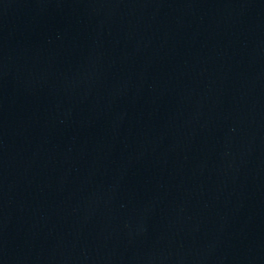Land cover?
<instances>
[{
    "label": "water",
    "instance_id": "obj_1",
    "mask_svg": "<svg viewBox=\"0 0 264 264\" xmlns=\"http://www.w3.org/2000/svg\"><path fill=\"white\" fill-rule=\"evenodd\" d=\"M0 264H264V0H0Z\"/></svg>",
    "mask_w": 264,
    "mask_h": 264
}]
</instances>
